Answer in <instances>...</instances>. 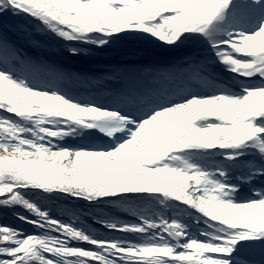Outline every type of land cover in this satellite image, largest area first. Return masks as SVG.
Masks as SVG:
<instances>
[{
  "label": "snow or ice",
  "instance_id": "snow-or-ice-1",
  "mask_svg": "<svg viewBox=\"0 0 264 264\" xmlns=\"http://www.w3.org/2000/svg\"><path fill=\"white\" fill-rule=\"evenodd\" d=\"M9 213L0 264H264V0H0Z\"/></svg>",
  "mask_w": 264,
  "mask_h": 264
},
{
  "label": "trees",
  "instance_id": "trees-1",
  "mask_svg": "<svg viewBox=\"0 0 264 264\" xmlns=\"http://www.w3.org/2000/svg\"><path fill=\"white\" fill-rule=\"evenodd\" d=\"M35 39L40 41L42 44L46 45V47L44 48L28 47L27 51L32 50L33 52L32 55L37 56V57L38 56L45 57L47 59H50L51 61L56 62L57 64L60 65V68L63 70L82 71L86 69L103 67L105 66L103 62L105 60H110L111 59L110 57H112L115 53L114 51L106 52L101 57L99 62H89L87 64L79 63V62L66 58L68 54H66L65 50L57 46L56 41L50 36L44 33L37 32L35 35ZM55 203L58 206L57 215L66 216V214L63 213L61 209L66 208V207H71V205L66 204L65 202H62V201H56ZM114 214L118 215V217L121 219H131L132 218L129 213H124L120 210H116ZM0 223L11 224L15 227L22 228L26 232H29V233L34 231L30 225L21 223L20 221L16 220L10 213L4 215L3 217H0ZM90 225L92 227H95V225L91 224V222H90Z\"/></svg>",
  "mask_w": 264,
  "mask_h": 264
},
{
  "label": "rangeland",
  "instance_id": "rangeland-1",
  "mask_svg": "<svg viewBox=\"0 0 264 264\" xmlns=\"http://www.w3.org/2000/svg\"><path fill=\"white\" fill-rule=\"evenodd\" d=\"M158 51H162V49H160ZM114 52L115 53H114V55L112 57H110L111 58L110 60H105L103 62L105 65H107V64H117V63H120L121 61H125V60H138V61H142V59H143L140 56H137V55L132 54L131 52H128L126 54H121L120 52H117V51H114ZM30 56H32V55H30ZM32 57H37V56H34L33 55ZM38 57H40V56H38ZM57 65L60 67L59 64H57Z\"/></svg>",
  "mask_w": 264,
  "mask_h": 264
},
{
  "label": "bare ground",
  "instance_id": "bare-ground-1",
  "mask_svg": "<svg viewBox=\"0 0 264 264\" xmlns=\"http://www.w3.org/2000/svg\"><path fill=\"white\" fill-rule=\"evenodd\" d=\"M214 71H215L217 74L226 75V74L222 73V70H221L219 67L215 68Z\"/></svg>",
  "mask_w": 264,
  "mask_h": 264
},
{
  "label": "water",
  "instance_id": "water-1",
  "mask_svg": "<svg viewBox=\"0 0 264 264\" xmlns=\"http://www.w3.org/2000/svg\"><path fill=\"white\" fill-rule=\"evenodd\" d=\"M29 53H32V51H31V50H29Z\"/></svg>",
  "mask_w": 264,
  "mask_h": 264
}]
</instances>
